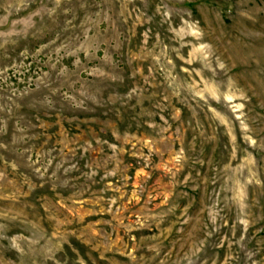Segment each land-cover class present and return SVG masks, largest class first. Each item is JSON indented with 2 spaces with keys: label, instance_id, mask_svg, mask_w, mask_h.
<instances>
[{
  "label": "rangeland",
  "instance_id": "374dc122",
  "mask_svg": "<svg viewBox=\"0 0 264 264\" xmlns=\"http://www.w3.org/2000/svg\"><path fill=\"white\" fill-rule=\"evenodd\" d=\"M0 264H264V0H0Z\"/></svg>",
  "mask_w": 264,
  "mask_h": 264
}]
</instances>
